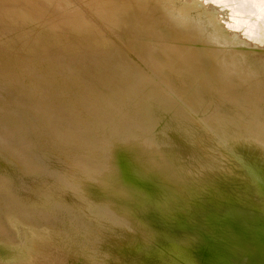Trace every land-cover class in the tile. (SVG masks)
Returning a JSON list of instances; mask_svg holds the SVG:
<instances>
[{
    "label": "bare ground",
    "instance_id": "1",
    "mask_svg": "<svg viewBox=\"0 0 264 264\" xmlns=\"http://www.w3.org/2000/svg\"><path fill=\"white\" fill-rule=\"evenodd\" d=\"M0 264H264V0H0Z\"/></svg>",
    "mask_w": 264,
    "mask_h": 264
}]
</instances>
